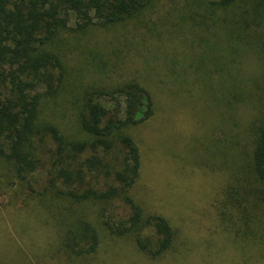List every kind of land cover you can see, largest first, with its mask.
<instances>
[{
  "label": "trees",
  "instance_id": "trees-1",
  "mask_svg": "<svg viewBox=\"0 0 264 264\" xmlns=\"http://www.w3.org/2000/svg\"><path fill=\"white\" fill-rule=\"evenodd\" d=\"M159 1L0 0V161L31 185L29 177L45 168L40 154L51 141L50 185L39 202L72 224L61 232V250L72 259L95 254L103 235L130 238L155 259L176 250L177 233L169 220L146 213L133 195L141 161L129 131L154 111L145 86L136 80L110 90L84 85L72 101L77 112L79 108L81 138L43 118L49 98L73 81L61 36L141 22ZM182 13L191 31L199 26L209 37L216 27L221 33L217 52L207 37L199 41L206 51L200 64L209 65L201 72L206 85H218L231 111L243 103L251 107L250 119L236 137L249 160L244 175L231 187L227 211L237 210L246 226L245 239L264 247V0H186ZM247 58L258 63L256 72L246 73ZM117 206L129 212L119 214Z\"/></svg>",
  "mask_w": 264,
  "mask_h": 264
},
{
  "label": "rangeland",
  "instance_id": "rangeland-1",
  "mask_svg": "<svg viewBox=\"0 0 264 264\" xmlns=\"http://www.w3.org/2000/svg\"><path fill=\"white\" fill-rule=\"evenodd\" d=\"M158 3L141 22L83 36L64 33L60 43L67 48L73 81L49 98L43 118L81 138L73 94L86 85L110 90L130 80L145 86L154 111L148 121L129 131L141 161L133 195L146 213L169 220L177 233L176 250L155 259L130 238L103 235L95 254L68 257L61 250L65 236L61 232L72 224L39 202L50 185V141L40 154L45 168L29 177L31 185L0 161V264H264V247L243 236L246 226L239 220L241 214L227 211L231 187L244 175L242 168L249 160L236 137L243 133L251 107L243 103L231 111L214 84L219 75L210 87L201 73L209 65L200 64L206 51L199 41L207 37L217 52L221 33L216 27L209 37L199 26L191 31V23L182 17L185 13L180 14L186 0ZM244 67L246 73L256 72L258 63L247 58ZM116 208L119 214L129 212L123 206Z\"/></svg>",
  "mask_w": 264,
  "mask_h": 264
}]
</instances>
